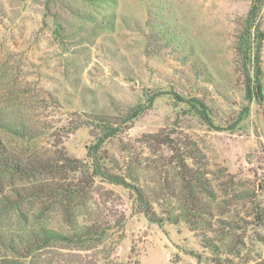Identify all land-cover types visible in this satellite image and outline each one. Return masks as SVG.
<instances>
[{"label":"rangeland","instance_id":"1","mask_svg":"<svg viewBox=\"0 0 264 264\" xmlns=\"http://www.w3.org/2000/svg\"><path fill=\"white\" fill-rule=\"evenodd\" d=\"M253 1L0 0V108L38 133L1 130L7 144L81 165L95 119L118 123L101 150L108 167L179 219L153 223L135 190L96 178L85 199L114 226L107 248L45 250L28 264H105L108 250L109 264H264V100L246 99L238 51ZM258 21L264 31V0ZM261 66L264 83V40ZM178 95L204 102L213 122ZM37 179L0 173V197L19 205L0 233L62 228L59 210L45 211L53 200L32 193Z\"/></svg>","mask_w":264,"mask_h":264},{"label":"trees","instance_id":"2","mask_svg":"<svg viewBox=\"0 0 264 264\" xmlns=\"http://www.w3.org/2000/svg\"><path fill=\"white\" fill-rule=\"evenodd\" d=\"M50 2V0H48ZM53 1V0H52ZM261 10V0H254L249 13L244 19V27L239 36L238 51L242 58V65L245 71V92L246 99L251 103L256 100L261 103L264 100L263 71L261 66V53L263 48L264 31L257 17ZM159 91L152 93L146 92V103L138 104L133 112L126 117L132 120L139 116L147 107L152 104ZM181 101L189 103L207 121L213 122L207 113V105L196 97L186 98L178 95ZM0 108V173L9 172L21 178H34V191L38 196L49 197L53 202L48 203V210L57 208L62 214V228L49 226L32 227L28 230L0 233V246L8 250L11 256L5 257L0 254V264H28L32 261L35 254L50 249H78L93 250L102 246L107 248V242L111 236V226L109 221L98 214L94 206L85 199L86 185L92 182L93 188L96 178L102 181L123 185L135 190L136 199L139 202L144 214L151 222L164 226L165 222L177 223L178 215L168 217L159 216L153 209L148 195L142 187L130 183L127 178L108 167L107 157L102 155V148L108 138L117 134L122 128L118 123H110L104 119H95L97 126L101 128V133L96 135L95 141L88 148V160L81 165L75 164L71 159H54L46 153L21 154L16 149L9 146L1 133L15 135L23 139H33L38 136L36 128L27 119L22 117L13 119L8 112ZM71 170H67L64 166ZM79 172L84 175V179L72 180L68 172ZM42 177V178H41ZM18 194H26L28 188L19 186ZM28 194V193H27ZM8 195L0 197V216L15 209L19 205L11 202ZM18 209V208H17ZM18 258H23L20 262ZM110 258V250L106 253V261ZM216 264H226L220 257L216 258ZM28 262V263H27ZM78 264L80 262L77 261ZM99 264V262H94ZM61 264V263H60Z\"/></svg>","mask_w":264,"mask_h":264}]
</instances>
